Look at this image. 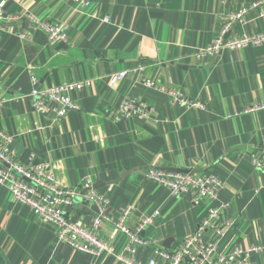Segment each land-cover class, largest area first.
Masks as SVG:
<instances>
[{"label": "crops", "instance_id": "0c3cea01", "mask_svg": "<svg viewBox=\"0 0 264 264\" xmlns=\"http://www.w3.org/2000/svg\"><path fill=\"white\" fill-rule=\"evenodd\" d=\"M88 1L89 4H84ZM253 0H8L0 21V128L14 136L10 148L22 163L51 162L59 184L93 188L108 196L98 233L114 253L94 255L57 241L56 227L0 184V264H124L129 236L113 224L131 206L127 224L148 243L132 255L146 264L156 248L174 250L217 206L220 221L233 224L216 242L219 253L264 246V170L251 154L264 144V45L198 52L218 35L219 18ZM262 8L236 23L230 36L264 33ZM109 17L105 21L103 17ZM37 20L65 21L69 39L50 44ZM127 71L112 85L110 76ZM32 76L39 87L91 79L73 91L79 108L63 120L35 108ZM150 78L156 85H147ZM171 90L198 101H174ZM126 99L145 101L148 117L117 119ZM162 170L215 172L223 181L216 201L194 204L191 194L174 196L146 176ZM127 175L122 176L123 173ZM99 211V209H98ZM89 205L78 199L72 220L90 224ZM159 264H166L161 261ZM247 264H264V248Z\"/></svg>", "mask_w": 264, "mask_h": 264}, {"label": "built area", "instance_id": "2783aa9c", "mask_svg": "<svg viewBox=\"0 0 264 264\" xmlns=\"http://www.w3.org/2000/svg\"><path fill=\"white\" fill-rule=\"evenodd\" d=\"M8 0H0V21L4 15V7ZM88 5V1H83ZM262 8L264 15V0H253L251 3L236 11H225L220 15L218 35L210 45L202 48L198 56L206 57L220 53L227 49H243L249 46L264 45V33L243 34L229 36L225 39L228 31L238 22L245 21L246 15L255 8ZM105 21L109 17H103ZM36 19V18H35ZM45 30L50 44L66 42L69 39L68 24L65 21L37 20ZM127 75V71H120L110 76L112 85H116ZM34 87L31 91L34 106L39 111L52 112L53 122L58 123L72 110L78 109L79 104L72 98V92L88 87L92 84L91 79L67 82L50 87H39L38 79L32 76ZM147 85H156L152 79H144ZM174 101L194 106H203L201 102L192 101L183 97L173 90L170 92ZM255 109H264V103L256 104ZM149 106L143 100L126 99L117 110L116 118H132L134 116L148 117ZM14 136L0 128V184L4 185L17 200L27 204L35 216L45 223H51L56 227L57 241L67 242L74 249L94 255L114 253L112 247L98 233L104 218L111 220L103 212L108 203V196L93 188V180L86 179L80 186L65 187L59 184L51 162L40 161L31 158L28 163L20 162L10 144ZM253 165L264 170V144L259 153L251 154ZM146 176L154 181L166 185L174 196L191 194L194 204L203 200L214 202L223 186L222 178L215 172L194 173L162 170L150 167ZM88 200L98 206V213L92 217L90 224L81 220H72L67 209L74 206L78 200ZM131 206L123 207L120 217L113 221L117 230L129 236V245L125 253H116L117 258L124 264H140L132 257L141 245L148 241L141 237L140 231L151 223L157 212L143 218L137 231L129 228L127 218ZM220 210L213 206L204 218L198 223L195 231L187 236L174 250L156 248L154 256L146 264H247L252 252L262 250L264 246H252L249 248H235L229 253H219L218 244L214 241L205 242L203 236L209 229L221 238L226 230L233 224L232 220L220 221Z\"/></svg>", "mask_w": 264, "mask_h": 264}, {"label": "water", "instance_id": "95a60500", "mask_svg": "<svg viewBox=\"0 0 264 264\" xmlns=\"http://www.w3.org/2000/svg\"><path fill=\"white\" fill-rule=\"evenodd\" d=\"M230 35H231V30L226 33L225 39L228 38ZM178 171L188 172L189 170H178ZM127 173L128 172L123 173L122 176L127 175ZM82 205L84 206L89 205L93 211L92 213L98 212V206L96 204H91L88 200H82Z\"/></svg>", "mask_w": 264, "mask_h": 264}]
</instances>
